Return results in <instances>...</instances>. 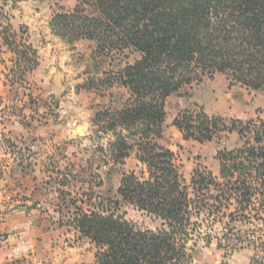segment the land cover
<instances>
[{"label": "trees", "instance_id": "obj_1", "mask_svg": "<svg viewBox=\"0 0 264 264\" xmlns=\"http://www.w3.org/2000/svg\"><path fill=\"white\" fill-rule=\"evenodd\" d=\"M50 27L70 44L86 39L108 54H140L109 80L127 89L125 103L94 119L98 135H111V162L135 159L122 175L119 197L69 190L59 197L61 220L68 217L69 226L97 248L90 264H193L197 242L210 238L203 232L208 221L222 222L229 232L239 223L256 227L247 237L264 250V118L226 119L203 110L175 118L187 141L238 134L241 148L219 152L221 176L196 168L187 182L177 154L159 141L166 99L205 76L226 74L232 83L264 91V0H79L71 13H56ZM11 31L10 22L0 24L21 80L26 67L37 65L38 53ZM123 202L157 226L127 219L120 213Z\"/></svg>", "mask_w": 264, "mask_h": 264}, {"label": "rangeland", "instance_id": "obj_2", "mask_svg": "<svg viewBox=\"0 0 264 264\" xmlns=\"http://www.w3.org/2000/svg\"><path fill=\"white\" fill-rule=\"evenodd\" d=\"M78 1L0 0V24L10 22L15 40L38 53L37 65L26 67L20 80L12 71L16 56L0 37V264L93 263L96 246L69 226L68 217L61 220L59 197L69 190L73 196L89 191L118 198L122 175L135 165L134 158L124 164L111 162L107 152L111 135H98L94 119L97 113L125 103L127 89L109 80L140 54L129 50L108 54L94 41L70 44L56 36L52 18L71 13ZM165 108L159 141L177 154L189 182L196 168L221 176L219 152L239 149L243 141L236 132H222L205 143L184 140L173 125L175 118L185 110L226 119L264 118V91L216 73L170 95ZM120 213L141 225L157 226L124 202ZM224 226L204 223L203 232L210 238L197 242L193 264H224L236 253L251 258L252 264H264L257 235L255 242L247 237L256 227L239 223L229 232Z\"/></svg>", "mask_w": 264, "mask_h": 264}, {"label": "crops", "instance_id": "obj_3", "mask_svg": "<svg viewBox=\"0 0 264 264\" xmlns=\"http://www.w3.org/2000/svg\"><path fill=\"white\" fill-rule=\"evenodd\" d=\"M42 51H44V49L40 50V52H42ZM243 250H245V249H243ZM251 261H252L251 258H249V257L246 258L245 256L242 258V256H239V254L236 253L231 259L226 261L224 264H252Z\"/></svg>", "mask_w": 264, "mask_h": 264}, {"label": "built area", "instance_id": "obj_4", "mask_svg": "<svg viewBox=\"0 0 264 264\" xmlns=\"http://www.w3.org/2000/svg\"><path fill=\"white\" fill-rule=\"evenodd\" d=\"M258 264V263H257Z\"/></svg>", "mask_w": 264, "mask_h": 264}]
</instances>
